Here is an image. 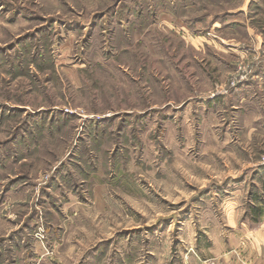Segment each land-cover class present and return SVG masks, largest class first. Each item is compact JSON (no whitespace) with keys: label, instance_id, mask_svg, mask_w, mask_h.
<instances>
[{"label":"rangeland","instance_id":"374dc122","mask_svg":"<svg viewBox=\"0 0 264 264\" xmlns=\"http://www.w3.org/2000/svg\"><path fill=\"white\" fill-rule=\"evenodd\" d=\"M263 183L264 0H0V264H216Z\"/></svg>","mask_w":264,"mask_h":264},{"label":"crops","instance_id":"0c3cea01","mask_svg":"<svg viewBox=\"0 0 264 264\" xmlns=\"http://www.w3.org/2000/svg\"><path fill=\"white\" fill-rule=\"evenodd\" d=\"M262 191L263 195L257 192L254 200L230 203L229 234L219 238L217 231L216 264H264V186Z\"/></svg>","mask_w":264,"mask_h":264},{"label":"trees","instance_id":"16d2710c","mask_svg":"<svg viewBox=\"0 0 264 264\" xmlns=\"http://www.w3.org/2000/svg\"><path fill=\"white\" fill-rule=\"evenodd\" d=\"M254 198H257V197H254ZM260 213V212H259Z\"/></svg>","mask_w":264,"mask_h":264},{"label":"built area","instance_id":"2783aa9c","mask_svg":"<svg viewBox=\"0 0 264 264\" xmlns=\"http://www.w3.org/2000/svg\"><path fill=\"white\" fill-rule=\"evenodd\" d=\"M264 240V239H263Z\"/></svg>","mask_w":264,"mask_h":264}]
</instances>
